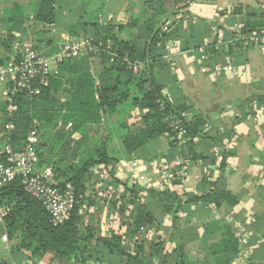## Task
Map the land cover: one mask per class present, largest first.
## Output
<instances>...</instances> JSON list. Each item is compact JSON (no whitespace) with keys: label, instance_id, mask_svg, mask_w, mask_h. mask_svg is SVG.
<instances>
[{"label":"trees","instance_id":"1","mask_svg":"<svg viewBox=\"0 0 264 264\" xmlns=\"http://www.w3.org/2000/svg\"><path fill=\"white\" fill-rule=\"evenodd\" d=\"M87 1L80 3L83 5ZM185 1L135 0L133 7H136V11L130 12L127 22L123 24L110 21L99 23L97 15L86 24L82 20L85 13L79 12L77 22L69 30L76 37L73 42H89L90 52L81 50L77 57L64 59L59 66L58 76L49 79L48 85L41 89L38 96L27 97L17 92L11 83L0 86V142L6 146L2 148L3 152L23 151L28 133L35 128L39 135L37 169H50L51 184L59 190L70 185L75 194L70 217L63 225L53 227L41 202L23 190L20 178L2 187L0 206L3 220L0 222V233L7 232L10 239L18 236V243L12 246L11 255L27 252L31 258H39L50 253L58 264H89L90 259L106 264H189L186 245L195 241L206 243L217 227H207L200 238L193 229L190 234L187 230L178 233L177 214L182 204H214L217 208L223 204L229 207L237 204L236 197L217 187L216 172L222 170L226 162V152H222L220 158L213 155L203 163L202 178L209 187L204 195H186L183 202V194L180 195L176 188L144 190L123 183V189L130 193L131 199L123 207L118 206L119 199L114 200L115 195L111 200L124 219H128L122 224L127 229L126 233L94 237L87 227L84 231L82 228L84 223L79 209L85 200V184L90 179L91 169L100 167L105 174L111 175L112 171H108L111 166L138 159L137 153L154 146L160 137H166L168 145L175 149L191 148L195 140L207 138L200 115L191 116L188 108L173 105L164 95L167 84L162 79L172 66L164 59L166 43L180 42L183 51L188 47L183 38L187 31L183 17L172 19L167 26L168 31H164L163 26ZM97 5L94 6L96 14L102 10V5ZM169 5L178 10L169 12ZM187 7L184 4L183 10ZM64 9L58 0H30L25 5L13 3L7 8L5 39H0V49L3 50L0 66L7 65L23 42L29 41L31 24L35 26L33 32L38 30L39 33L32 40L34 44L30 45L38 51L45 40L46 27L53 28L57 12ZM186 26L194 28L193 25ZM261 28H264V22L253 29ZM247 31H250V27L245 25L241 32L244 34ZM16 33L19 37H16ZM14 42L19 44L16 52L12 51ZM64 44L57 51L44 56L58 54ZM214 46L215 43H212L205 53L211 57L224 54ZM91 58H96L98 62L99 68L95 73L90 69ZM2 90H5L4 93ZM11 105L16 106V111H8ZM181 113H186L190 120L181 122L186 131L185 144L176 147V120ZM10 124L13 129H6ZM103 124L106 127L105 136L91 141L89 133L92 128ZM209 139L216 144L221 140L214 136ZM115 142L117 146L112 145ZM68 147H74L73 151L67 152ZM158 157L154 155L150 160H143L155 164ZM176 159L181 160L188 170L181 158ZM174 160L166 163L172 166ZM207 175L212 177L211 181H208ZM179 185L180 181L177 180L172 186ZM130 205H133V210H130ZM163 217L171 219V245L164 254L165 241L157 240L146 245L141 238L153 227L157 228ZM235 223L240 226V232L247 233V229L236 220L226 223L227 226L216 223L221 226L223 234L209 245L203 260H212L216 264L240 263L237 259L241 256L242 248L248 247V241L243 246L235 237ZM254 258L250 255L246 264H264L254 263Z\"/></svg>","mask_w":264,"mask_h":264},{"label":"crops","instance_id":"2","mask_svg":"<svg viewBox=\"0 0 264 264\" xmlns=\"http://www.w3.org/2000/svg\"><path fill=\"white\" fill-rule=\"evenodd\" d=\"M102 1V10L96 14L95 10L90 9H95L94 6L69 0L66 8L57 14L53 27L54 31L60 34V41L54 44L48 37L47 43L40 45L39 53H53L65 41L76 40L69 29L78 20V7L89 10H80L85 13L82 20L86 24H89L95 15L102 24L119 20L123 24L127 22L125 15L133 12L135 3L131 5L130 1ZM28 2L30 0H0L1 40L5 39L6 34L5 10L13 3L25 5ZM181 16L185 22L184 27L187 28L183 38L188 48L183 51L180 42L166 43L164 59L172 63V66L162 79L167 84L164 95L173 105L188 108L191 116L200 115L204 120L207 138L203 141L195 140L191 148L175 149L168 145L166 137H160L154 146L137 153L138 159L121 161L111 166L108 170L112 171L111 175L108 172L105 174L100 167L91 169L90 179L85 184V200L79 209L84 223L83 231L87 227L94 237L126 233L127 229L122 224L128 219H124L116 210V205H113L111 199L115 195L114 200L119 199L118 206L122 207L131 199L130 193L125 189L116 191L118 184L127 181V166L131 162H137V168L145 165L149 179L156 181L159 178L158 169L154 168L156 165L162 161L170 163L177 157L181 158L188 167V177L180 182L179 186H172V189L176 188L180 195L183 194L182 199L185 202L186 195L202 196L207 193L209 187L202 178V169L205 167L203 163L213 157L215 147L226 146L224 168L216 172L217 187L236 197L237 204L231 207L223 204L217 208L214 204L204 206L183 203L177 214V230L178 233L187 230L190 234L193 229L200 238L207 227H217L213 229L214 235H211L206 243L189 242L185 248L190 259L189 264H216L212 260H203L209 245L223 234L221 226L216 223L227 226L226 223L230 224L231 220L239 221L247 229V248L251 257L255 256L253 262L264 263V44L245 47L238 40V32L245 25L251 30L264 22V0H195L191 6L184 9ZM174 17L175 15L169 19ZM187 24L193 25L194 28L187 27ZM15 35L19 37V34ZM218 37L222 38L223 43H217L214 47L221 49L224 54L211 57L198 52L203 44L216 43ZM31 40L33 39L30 37L29 41H24L20 48L26 43L30 44ZM18 48L19 44L14 42L12 51L16 52ZM0 54H3L2 49ZM222 55L231 58L234 70L226 69ZM90 61L91 72L95 73L99 68L97 59L91 58ZM242 65L244 69L240 68ZM258 102L261 104L258 105ZM212 136L221 138L220 142L216 144L211 141L209 137ZM4 147L6 148L5 144L0 142V152ZM154 155L159 156L158 163L150 164L151 161H144L152 159ZM140 168L142 169V166ZM108 195H111L110 198ZM129 208L133 210V205ZM170 232L171 219L163 217L157 228L153 227L151 231L142 234L141 238L146 245L157 240L165 241L166 246L162 251L164 254L171 245ZM17 243L18 236L9 238L8 250L0 243V264H58L50 253L39 258H31L27 252L11 255V248ZM92 261L93 259H90L88 263L92 264Z\"/></svg>","mask_w":264,"mask_h":264},{"label":"built area","instance_id":"3","mask_svg":"<svg viewBox=\"0 0 264 264\" xmlns=\"http://www.w3.org/2000/svg\"><path fill=\"white\" fill-rule=\"evenodd\" d=\"M195 0H189L187 6H191ZM184 13L183 7L178 10L174 19L178 20ZM169 20L163 26L164 31H168ZM238 40L245 47L249 45H263L264 44V28L253 29L242 33L238 32ZM222 44L221 37L216 39V44ZM212 43L203 44L199 47L198 52L205 53V49ZM90 44L86 40L77 42L65 41L62 50L58 54L44 56L38 51L34 50L30 44H24L18 52L15 53L14 58L5 66H0V86L6 83H11L17 92L24 94L27 97L38 96L41 89L48 85L49 79L58 76L59 66L64 59L77 57L80 51H91ZM167 47V46H166ZM226 69L229 71L234 70L235 66L229 56L225 59ZM244 69L242 65L240 67ZM137 67H134V71ZM5 90H2L4 93ZM9 112L16 111V106L11 105L8 108ZM189 116L186 113H181L180 117L176 120V147L185 144V129L181 122H188ZM36 126V124H35ZM12 130L13 126L7 125L5 127ZM39 144V135L35 128L31 129L27 135L25 147L23 151L8 150L7 153L0 152V189L8 183L14 181L16 178L21 179L23 190L35 200L41 202L44 210L49 215V222L53 227L61 226L70 217V214L75 205L74 190L70 185H66L64 190H59L51 184L52 174L50 169L39 171L37 169L38 155L36 147ZM222 152H227L226 146H217L214 149V155L218 158L221 157ZM137 162L133 161L127 166L128 178L125 183L128 186L136 185L142 189H152L156 191H164L172 188L174 181L183 182L187 179V168L179 159L175 160L173 165L170 166L165 161H162L154 168L158 169L157 173L159 178L156 181L149 179L147 176V167L141 165L142 169L137 168ZM140 169V171L138 170ZM206 170V169H205ZM127 174V173H126ZM208 176V181L212 177ZM122 184V183H121ZM118 184V190H122L123 184ZM3 220V212L0 206V222ZM235 237L240 240L244 246L247 233L240 232V226L234 224ZM0 243L8 250L9 236L7 232L0 233ZM251 255L247 247L242 248L241 256L237 259L239 264H246V260Z\"/></svg>","mask_w":264,"mask_h":264},{"label":"rangeland","instance_id":"4","mask_svg":"<svg viewBox=\"0 0 264 264\" xmlns=\"http://www.w3.org/2000/svg\"><path fill=\"white\" fill-rule=\"evenodd\" d=\"M59 1V3L61 4V5H63V7L64 8H66V6H67V3L69 2V0H58ZM78 2H82L83 0H77ZM87 1V0H86ZM116 2L117 1H119V0H115ZM121 1V0H120ZM122 1H130L131 2V5H132V3H134V1L135 0H122ZM189 0H187V1H185V2H182V4L178 7L179 9L181 8V7H183V5L185 4H187V2H188ZM102 5L103 4V1L102 0H91V2L90 1H87V5H92V6H96V5ZM140 4V3H139ZM132 7V6H131ZM82 8H77L76 9V12L79 14V12H80V10H81ZM90 9H92V10H94L93 8H91L90 7ZM134 11H136V7H134V9H133ZM169 12H175V11H177L178 9H176V7H172L171 5H169ZM82 11H84V12H89V10L87 9V8H83L82 9ZM60 11H58L57 12V14L59 13ZM178 12H176V14H177ZM77 14V15H78ZM175 14V15H176ZM174 15V14H173ZM173 15H171L170 16V18L173 16ZM125 17H129V15H125ZM120 21L121 20H119V21H115V23L116 24H121L120 23ZM35 26H33L32 24L31 25H29V29H30V37H31V39H33L34 40V37L36 38V34H38L39 33V31L37 30V32H33L34 31V28ZM40 28V27H39ZM38 29V28H37ZM46 33H45V36L43 37V38H45V39H48V37H50L51 38V40H53V42H54V44H57L59 41H60V38H59V33H56L55 31H54V28H48V27H46ZM40 38H42V36H40ZM31 44L33 43L32 42V40H31V42H30ZM47 43V41L46 40H44L43 39V44H46ZM34 44V43H33ZM107 123H109L110 124V121L108 120V122ZM1 124H0V128H1ZM55 130V129H54ZM54 130L52 131V134H54ZM105 134H106V127H105V124H103L102 126H100V127H97V128H95V127H93L92 128V130L90 131V133H89V138H91V141H96L97 139H100V136H105ZM75 137H77V135L75 136ZM40 139H41V137H40ZM91 143V142H90ZM112 145H115V146H117L118 145V143L117 142H115L114 144H112ZM74 148V147H73ZM72 147H68V150L69 151H73L72 149H73ZM112 153V152H111ZM78 157V156H77ZM39 170V169H38ZM40 171V170H39ZM247 241V240H246ZM246 241H245V243H246Z\"/></svg>","mask_w":264,"mask_h":264},{"label":"water","instance_id":"5","mask_svg":"<svg viewBox=\"0 0 264 264\" xmlns=\"http://www.w3.org/2000/svg\"><path fill=\"white\" fill-rule=\"evenodd\" d=\"M209 1H215V0H209Z\"/></svg>","mask_w":264,"mask_h":264}]
</instances>
